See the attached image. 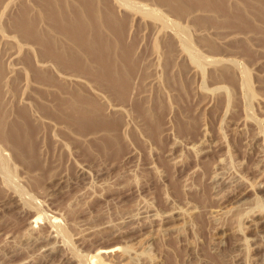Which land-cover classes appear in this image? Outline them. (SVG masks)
Instances as JSON below:
<instances>
[{
	"label": "rangeland",
	"instance_id": "1",
	"mask_svg": "<svg viewBox=\"0 0 264 264\" xmlns=\"http://www.w3.org/2000/svg\"><path fill=\"white\" fill-rule=\"evenodd\" d=\"M0 264H264V0H0Z\"/></svg>",
	"mask_w": 264,
	"mask_h": 264
},
{
	"label": "bare ground",
	"instance_id": "2",
	"mask_svg": "<svg viewBox=\"0 0 264 264\" xmlns=\"http://www.w3.org/2000/svg\"><path fill=\"white\" fill-rule=\"evenodd\" d=\"M4 164H5V163H4ZM4 164H3V165H4ZM4 166H5V165H4ZM37 217H38V216H37ZM37 217H36V218H37ZM39 217H40V216H39ZM33 219H34V218H33ZM37 219H38V218H37ZM98 251H99V250H98ZM104 251H105V250H104ZM104 253H105V252H104ZM92 255H93V254H92ZM97 256H99V253H98V254H96L94 257H96V258H97ZM93 260H94V259H93Z\"/></svg>",
	"mask_w": 264,
	"mask_h": 264
}]
</instances>
